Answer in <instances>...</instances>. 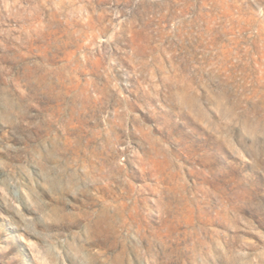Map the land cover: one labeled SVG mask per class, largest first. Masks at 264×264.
<instances>
[{
  "label": "rangeland",
  "instance_id": "374dc122",
  "mask_svg": "<svg viewBox=\"0 0 264 264\" xmlns=\"http://www.w3.org/2000/svg\"><path fill=\"white\" fill-rule=\"evenodd\" d=\"M0 264H264V0H0Z\"/></svg>",
  "mask_w": 264,
  "mask_h": 264
}]
</instances>
